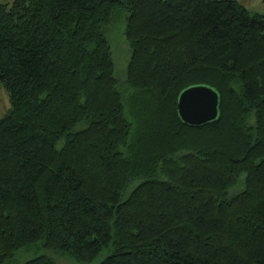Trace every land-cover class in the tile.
<instances>
[{
	"label": "trees",
	"instance_id": "1",
	"mask_svg": "<svg viewBox=\"0 0 264 264\" xmlns=\"http://www.w3.org/2000/svg\"><path fill=\"white\" fill-rule=\"evenodd\" d=\"M0 82V264L27 249L264 264V15L236 0L0 3ZM203 84L219 114L192 128L176 103Z\"/></svg>",
	"mask_w": 264,
	"mask_h": 264
},
{
	"label": "water",
	"instance_id": "2",
	"mask_svg": "<svg viewBox=\"0 0 264 264\" xmlns=\"http://www.w3.org/2000/svg\"><path fill=\"white\" fill-rule=\"evenodd\" d=\"M219 99V94L209 86L192 85L179 94L178 118L192 128L214 122L219 114Z\"/></svg>",
	"mask_w": 264,
	"mask_h": 264
},
{
	"label": "rangeland",
	"instance_id": "3",
	"mask_svg": "<svg viewBox=\"0 0 264 264\" xmlns=\"http://www.w3.org/2000/svg\"><path fill=\"white\" fill-rule=\"evenodd\" d=\"M11 3L12 0H0V3ZM121 26H117L115 29H112L110 35L108 36V42L111 45V53L113 56V61L115 64V76L119 80H123L125 77L126 63L130 58L131 52L127 41L124 39V35L120 30ZM125 62V63H124ZM125 64V69L124 68ZM10 108L8 103L7 93L4 91L3 86L0 82V118L7 112ZM39 254H45L55 261L56 264H77L75 261H70L64 255L54 252H46L44 250H37L34 253L31 250L24 251V253L19 254L18 263L23 264V262L31 259Z\"/></svg>",
	"mask_w": 264,
	"mask_h": 264
},
{
	"label": "crops",
	"instance_id": "4",
	"mask_svg": "<svg viewBox=\"0 0 264 264\" xmlns=\"http://www.w3.org/2000/svg\"><path fill=\"white\" fill-rule=\"evenodd\" d=\"M234 1V0H233ZM252 13L264 15V0H236Z\"/></svg>",
	"mask_w": 264,
	"mask_h": 264
}]
</instances>
